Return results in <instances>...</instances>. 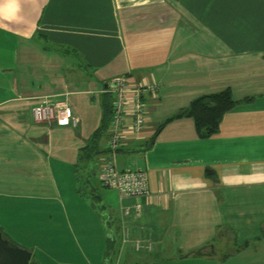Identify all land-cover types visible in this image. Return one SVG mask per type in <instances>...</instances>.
Here are the masks:
<instances>
[{
    "label": "crops",
    "instance_id": "0c3cea01",
    "mask_svg": "<svg viewBox=\"0 0 264 264\" xmlns=\"http://www.w3.org/2000/svg\"><path fill=\"white\" fill-rule=\"evenodd\" d=\"M118 75L158 85L117 151L120 169L147 171L150 195L122 201L100 177L108 132L103 153L83 154ZM226 89L236 105L212 136L177 117ZM44 100L71 106L78 126L35 121ZM254 214L264 217V0H0V230L30 264H261L229 246L264 247Z\"/></svg>",
    "mask_w": 264,
    "mask_h": 264
},
{
    "label": "built area",
    "instance_id": "2783aa9c",
    "mask_svg": "<svg viewBox=\"0 0 264 264\" xmlns=\"http://www.w3.org/2000/svg\"><path fill=\"white\" fill-rule=\"evenodd\" d=\"M158 85L156 83H132L125 80L124 76L113 77L106 90L113 96V112L108 127V153L104 158L101 168V181L105 187L118 192L120 200L128 197H141L150 195L149 177L147 171L141 168L122 170L118 167L117 151L126 139V134L137 133L143 128L148 119V96L155 95ZM33 118L38 122H57L64 126H78L80 122L71 106L57 104L44 100L32 108ZM131 115L133 121L126 122V117ZM136 215L140 214V204L135 206ZM131 212L129 207L121 211V237L122 243L130 239ZM136 249L151 248V243H143L137 239L134 242Z\"/></svg>",
    "mask_w": 264,
    "mask_h": 264
},
{
    "label": "trees",
    "instance_id": "16d2710c",
    "mask_svg": "<svg viewBox=\"0 0 264 264\" xmlns=\"http://www.w3.org/2000/svg\"><path fill=\"white\" fill-rule=\"evenodd\" d=\"M108 97L109 96H107L103 103L104 109L101 124L91 135L89 143L83 149L85 159H90L95 156L98 157L101 153H103L100 143L102 137L108 131L113 112V105ZM235 105L236 101L233 99L232 91L230 89H226L218 93L204 95L195 99L187 108L181 110L177 117L192 116L195 119L199 136L206 138L219 131L224 114L231 110ZM207 172L208 175L214 174V172L210 169H208ZM113 248V246H109V248H107V255L109 257L114 252ZM108 259L109 258H107V260Z\"/></svg>",
    "mask_w": 264,
    "mask_h": 264
},
{
    "label": "water",
    "instance_id": "95a60500",
    "mask_svg": "<svg viewBox=\"0 0 264 264\" xmlns=\"http://www.w3.org/2000/svg\"><path fill=\"white\" fill-rule=\"evenodd\" d=\"M197 254H203L199 250ZM32 251L12 244L0 230V264H30Z\"/></svg>",
    "mask_w": 264,
    "mask_h": 264
},
{
    "label": "rangeland",
    "instance_id": "374dc122",
    "mask_svg": "<svg viewBox=\"0 0 264 264\" xmlns=\"http://www.w3.org/2000/svg\"><path fill=\"white\" fill-rule=\"evenodd\" d=\"M76 59V63H77V66L78 67H80V65H81V61L78 59V58H75ZM81 70H79V72H80ZM80 177V176H79ZM83 180H81L80 182H82ZM254 219H256L255 221H258V222H260L262 219H264V217H263V215H261V216H259V214H254ZM258 226H261V228L264 226V223L263 222H261L260 224H257ZM258 232H262L261 230H259ZM233 234V233H232ZM261 235V234H260ZM249 238V237H248ZM247 238V239H248ZM245 239L246 238H243V240H242V242L241 241H237V244H230L229 246H230V248L231 249H233V251H235V253H239V254H252V253H260L259 254V256H263L264 255V247H262V246H255V245H252V244H245L246 243V241H245ZM217 243H220V240H218V241H216ZM241 242V243H240ZM240 243V244H239ZM243 245V246H241V248H239V250H238V252H236V250H237V247H240L239 245ZM218 245V244H217ZM218 249H219V252L220 253H222V254H224V253H226L227 251H225L224 250V248L222 249V250H220V246H218L217 247ZM226 249V248H225ZM227 250V249H226ZM225 251V252H224ZM169 264H171L170 262H169ZM261 264H264V261H262V263Z\"/></svg>",
    "mask_w": 264,
    "mask_h": 264
}]
</instances>
